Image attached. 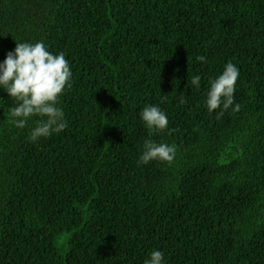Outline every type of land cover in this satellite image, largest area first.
<instances>
[{"label": "trees", "instance_id": "trees-1", "mask_svg": "<svg viewBox=\"0 0 264 264\" xmlns=\"http://www.w3.org/2000/svg\"><path fill=\"white\" fill-rule=\"evenodd\" d=\"M37 41L69 60L68 126L32 142L40 118L14 127L0 89V264H264V0H0V61ZM229 61L239 110L218 118ZM146 139L173 161L138 163Z\"/></svg>", "mask_w": 264, "mask_h": 264}, {"label": "clouds", "instance_id": "clouds-1", "mask_svg": "<svg viewBox=\"0 0 264 264\" xmlns=\"http://www.w3.org/2000/svg\"><path fill=\"white\" fill-rule=\"evenodd\" d=\"M196 59L207 62V58L198 55ZM239 68L231 61L215 78L209 79L205 104L209 113L220 108L219 116L234 105V92L239 78ZM72 70L69 60L63 52L53 53L43 41L17 42L13 50L7 52L0 61V89L6 90L14 106H9V122L16 128H24L32 117H39L31 129L29 139L36 142L40 137H50L60 133L68 126L59 98L72 86ZM190 86H201V76L193 75ZM166 97H161L164 103ZM140 118L149 130V135L161 132L168 127L165 111L158 105H145L140 111ZM176 146L166 142L146 139L138 163L147 164L152 160L171 163L176 154ZM144 264H165L163 251H151Z\"/></svg>", "mask_w": 264, "mask_h": 264}]
</instances>
